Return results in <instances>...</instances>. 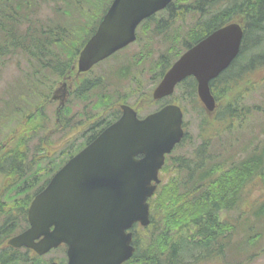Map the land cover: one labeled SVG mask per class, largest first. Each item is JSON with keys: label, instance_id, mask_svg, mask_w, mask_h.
Instances as JSON below:
<instances>
[{"label": "trees", "instance_id": "trees-1", "mask_svg": "<svg viewBox=\"0 0 264 264\" xmlns=\"http://www.w3.org/2000/svg\"><path fill=\"white\" fill-rule=\"evenodd\" d=\"M112 1L0 0V68L16 61L21 71L16 84L9 86L10 92L5 89L8 94L0 97V133L1 127L15 126L8 145L5 147L0 142V170L6 176L13 172L10 185L3 196L0 194V202L11 205L12 209H18L20 202L31 196L37 184L41 188L47 175L61 167L65 156L83 146V142L75 146V142L62 138L64 144L58 149L61 152L54 153L50 144L55 141L51 142L50 138L47 141L44 134L37 140L34 138L43 131L52 130L46 109L53 83L71 73L81 47L95 31ZM187 14L197 15L199 22L194 25V30H190L189 39L184 38L183 49L232 20L245 24L239 56L212 82L214 93L226 113L221 116L238 119L242 112L237 109L243 104V94L248 90L242 83L250 72L264 66V0H177L150 20L157 19L155 31L159 34L172 27L175 17L182 18ZM260 33L263 38L256 36ZM256 50H259L258 54L249 58ZM95 84L87 85L82 93L87 104L81 116L84 121L87 113L102 114L101 109L108 106L104 105L102 96L99 101L95 100L92 91ZM181 85L195 93V79H186ZM112 111L107 110L97 121L89 123L90 130L95 131L93 137L116 117ZM249 112L248 108L246 114ZM67 114L62 108L58 110L59 124L65 120L67 127L71 122L82 124L79 118ZM262 129L264 132V127ZM85 137L81 134L78 139ZM199 157H205L201 149ZM186 162H193V165ZM216 163L213 159L194 162L170 156L166 170L176 173L159 186L156 198H152L155 213L151 215V225L136 234L133 264H191L211 258H220L224 264H246L252 259L254 255L242 257L241 245L250 253L248 249L264 237V202L252 214L243 211L239 215L243 218L239 226L230 216L229 220L221 221L220 212L240 205L244 186L255 177L261 178L264 184V139L228 169ZM22 171L29 174L16 175ZM0 212L10 216L14 213L10 208ZM240 227H245L243 236L249 233L246 243L235 238ZM230 255L234 260L228 261ZM20 256L21 259L16 260L14 254L4 248L0 251V264H42L41 258H33L28 252L24 251Z\"/></svg>", "mask_w": 264, "mask_h": 264}, {"label": "water", "instance_id": "water-1", "mask_svg": "<svg viewBox=\"0 0 264 264\" xmlns=\"http://www.w3.org/2000/svg\"><path fill=\"white\" fill-rule=\"evenodd\" d=\"M170 1L113 0L80 53V70L133 41L138 23ZM242 38V27L229 23L200 40L165 73L154 98L171 94L179 81L193 75L201 100L212 111L209 83L237 57ZM123 109V116L62 166L34 198L30 227L11 239L12 245L44 254L64 242L68 264H121L133 254L132 235L126 231L136 222L149 224L148 198L160 183L165 154L184 131L179 106L168 105L144 119L129 106Z\"/></svg>", "mask_w": 264, "mask_h": 264}, {"label": "rangeland", "instance_id": "rangeland-1", "mask_svg": "<svg viewBox=\"0 0 264 264\" xmlns=\"http://www.w3.org/2000/svg\"><path fill=\"white\" fill-rule=\"evenodd\" d=\"M157 23V19H154ZM196 24V20L194 19V25ZM155 26L156 24L153 26V30L155 31ZM192 27V23L190 20L186 21L184 23V30H187L189 28ZM156 32V31H155ZM186 38H189V31H184ZM175 30L173 28V26L165 33V35H167L166 41H170L173 40V38L175 37ZM259 38H263L262 37V33H260L259 35H256ZM151 39V41H150ZM161 42V38L159 35H153V36H147L145 38V35H142L141 40L139 41L138 44H134L132 46H130V48H128L127 50L123 51L122 53H120L117 56V60L121 63V64H128V63H135L136 59L133 58V55L135 53L140 52L141 50L147 49L150 50L152 48V50L154 51V53L157 55V48L159 47V44ZM180 47L179 45L176 47L178 48ZM259 50L256 51H252L249 55V58L251 56H253L254 54H258ZM162 55L163 54H167L172 56V52L168 53V51L166 49H161ZM110 60L109 63H115V60ZM155 57H152L151 59L146 58L145 64L147 67H149V77H137L134 78L133 81H130V77H125L124 79L120 80V88H121V93L124 95L125 93H127L130 89H134L137 91V94H141L144 91H150V87H151V77L152 75H156V73L159 71V69H156L155 67ZM136 64V63H135ZM142 64L144 65V63L142 62ZM150 65H151V69H150ZM22 67V66H21ZM97 67V66H96ZM95 67V68H96ZM140 67H142V65H140ZM140 69V68H139ZM135 73H137V67H134ZM101 71V69L96 68L94 70V74L95 73H99ZM238 71V70H237ZM236 71V72H237ZM20 70L16 65V61H12L11 63H9L8 65H6L5 67H1L0 68V97L5 95V86L7 85L8 81L10 85H14L15 83L12 82L14 80L15 77L20 76ZM264 75V69L263 68H258L252 72H250L247 75V82L246 84H242V87H248L249 89H251V87L254 85V81L257 82L259 79H261V77ZM156 77V76H155ZM115 80V77H112ZM141 81H143V84L146 82V84H144L143 87H141ZM140 85V86H139ZM57 92V97L58 100H61V95H62V87H61V83L56 82V90ZM262 89H258L254 90V91H250L245 99L244 104H242V106L244 107H249V111H251V113H249V115H247V124H249V128L246 131L240 132V134H235L236 138L232 139V140H222L218 143V141H216L215 139H213L211 134L212 132L210 131L209 133V128L206 126V124L202 121L205 113L203 111V109L200 107V101L198 99L197 96L192 97V98H187V99H183V94H182V89H179L175 92V94L173 95V97L170 99V101H173L175 99H177L181 105H183L186 108L187 113L185 114V129L187 131V140L183 143V145H181L179 148H177L174 152V156L179 158V159H183L186 158L187 155L192 154V150L194 151L195 155H194V160H197L198 157L196 155V148L197 146H199L201 143H207V147L204 149L203 151V155L207 156V157H220L219 161H217L216 164H222L225 168H227L229 166V164L231 163L232 160H237V157L245 152L248 151L250 148H252L256 143V135L258 134L259 128L261 125H263V123H261L264 119V115L262 113V111H255V109L252 108V106H254V104H259L261 102V93H262ZM260 92V93H259ZM58 105V101L57 100H53L51 105L48 106V108L46 109V114L49 118V122L50 126L54 125L55 122V110H56V106ZM193 107L194 111H192L191 109H189L190 107ZM256 107V106H255ZM262 107H264V105H262ZM255 111V112H254ZM249 118V119H248ZM246 122V121H245ZM187 123V124H186ZM15 126H11L10 128L8 127H1L2 128V132L0 133V142L5 146L6 143H8V137L11 135L13 129ZM230 126L228 125L227 128H229ZM53 128V127H52ZM232 128V127H231ZM230 128V129H231ZM63 132V131H61ZM58 132L56 134H54V136L52 137V140H56L57 138H59V136L62 133ZM239 133V132H237ZM44 134V131L41 132L37 137H35L34 139L37 140L40 137H42ZM64 135V133L62 134ZM262 137V136H261ZM34 140V141H35ZM39 141V140H38ZM38 141L36 143H38ZM50 141H51V137H50ZM51 149V147H50ZM33 153V150L31 151L30 157ZM174 168V167H173ZM174 173H176L175 170L172 171H168L166 170V174L165 176L167 178H171ZM163 178H165L163 176ZM166 181V180H165ZM244 199H245V203L237 208H234L231 210V212L229 213L230 218L232 219V222L236 223L238 226L242 223L243 218H239V215L242 213V211H246L249 214H252V211L254 209H256L260 204H262L264 202V186L262 185L261 179L259 178V180H257V177H255L252 182H250L247 186L246 189L244 191ZM251 212V213H250ZM245 227H240L239 230L237 228L239 232V235L236 238V240L239 238L242 241H245L244 243L247 242V236L249 233H245V235L243 236L242 230ZM264 236V234H263ZM242 237H245L244 239H242ZM242 248V257H245L246 255H254L252 257V259L247 262L246 264H264V251L260 252L261 250L264 249V237H262L261 241L256 244V246L249 248V252L247 253L246 251V246H244L243 244L241 245ZM256 253V254H255ZM220 258H211V259H204L201 261H197L196 263H191V264H224L222 261L219 260ZM230 259L234 260V256L230 255L228 258V261H230ZM232 260V261H233Z\"/></svg>", "mask_w": 264, "mask_h": 264}, {"label": "flooded vegetation", "instance_id": "flooded-vegetation-1", "mask_svg": "<svg viewBox=\"0 0 264 264\" xmlns=\"http://www.w3.org/2000/svg\"><path fill=\"white\" fill-rule=\"evenodd\" d=\"M117 58V57H116ZM115 58V59H116ZM148 58V57H146ZM146 58L144 59H139L136 60L135 63L131 62L126 65L121 64L117 59L115 60V63L113 65V73L109 77H121V80L124 79L125 77H130V81L134 78L137 77H149V67L146 66L145 61ZM169 59V58H168ZM167 56L163 55L160 57L161 61V66H166L167 64ZM144 63V65L142 64ZM142 65V67H140ZM134 67H137V73H135ZM140 68V69H139ZM151 69V65H150ZM108 70V67H107ZM68 77H83L80 81H76L73 84L68 82L66 83L67 85V96L69 95V92H73L76 90V83H80V89L85 88L87 85L92 83L93 79L91 77H103L101 73H85L80 76L78 75H68ZM134 77V78H133ZM98 79H96L97 81ZM146 84V82L144 83ZM143 81H141V87L144 86ZM139 85V86H140ZM118 95L124 96L123 100L120 103L124 102L127 103L131 101L132 99L138 97V100L134 106L138 112V115L140 117H143L149 112H145L144 110L146 109V102L148 99H146L148 96L145 95V92L141 94H137V91L134 90L133 88L130 89L127 93L124 95L121 93V88L118 91ZM13 173V172H12ZM6 176L7 174L3 171L0 170V190H1V195H4L5 188L9 186V181H11L10 178L11 174ZM56 173V171H51L50 175H47V179L45 180V184L39 188V185L37 184L34 187V192L31 194V196L25 197L24 200L20 202L19 208L18 209H12L11 205H7L4 202H0V210L2 209H7L10 208L14 213L12 216H10L7 213H1L0 212V251L2 249H7L11 254H14V257L17 258L16 260L21 259V254L25 251L28 252V255H31L32 257L34 256L35 258H41L42 264H51V263H58V264H68L69 263V254H68V245L66 243H62L59 246L52 248L50 251H48L44 255H39L36 253L34 250L21 246V247H15L10 244V240L21 233H23L26 229L30 227V221H29V209L31 207V204L34 200V198L44 190L46 185L49 183L50 179L53 177V175ZM29 174L28 171H22L19 174L16 175H27ZM15 175V174H14ZM51 177V178H50ZM50 178V179H49ZM32 181L37 182L36 179L32 178ZM160 220V217H159ZM54 230V225L50 226V231ZM127 232H130L132 234V241L131 244L135 247L136 245V240H135V225H132ZM36 241H39V239H36ZM135 254V253H134ZM33 257V258H34ZM134 263V255L129 257L125 262L122 264H133Z\"/></svg>", "mask_w": 264, "mask_h": 264}]
</instances>
